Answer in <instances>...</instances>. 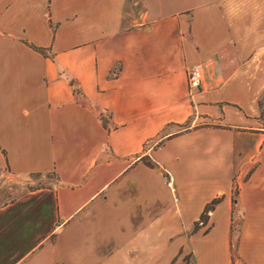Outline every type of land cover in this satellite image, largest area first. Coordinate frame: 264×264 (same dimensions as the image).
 <instances>
[{"label":"crops","instance_id":"obj_1","mask_svg":"<svg viewBox=\"0 0 264 264\" xmlns=\"http://www.w3.org/2000/svg\"><path fill=\"white\" fill-rule=\"evenodd\" d=\"M262 111L264 0H0V264H264Z\"/></svg>","mask_w":264,"mask_h":264},{"label":"rangeland","instance_id":"obj_2","mask_svg":"<svg viewBox=\"0 0 264 264\" xmlns=\"http://www.w3.org/2000/svg\"><path fill=\"white\" fill-rule=\"evenodd\" d=\"M187 125L182 126H175L169 130V132H175L182 130ZM3 179L0 181V203H5L19 194L23 193L24 191H27V189H34L41 185H50L52 181H54V177L50 175H28L24 176L18 180H9L5 183L2 182ZM189 255H185L184 259L187 261L183 264H188L190 262ZM174 264H181L180 260H175Z\"/></svg>","mask_w":264,"mask_h":264},{"label":"built area","instance_id":"obj_3","mask_svg":"<svg viewBox=\"0 0 264 264\" xmlns=\"http://www.w3.org/2000/svg\"><path fill=\"white\" fill-rule=\"evenodd\" d=\"M202 85V72L200 65H194L187 71V95L189 97L200 89ZM168 185H171V178H168Z\"/></svg>","mask_w":264,"mask_h":264},{"label":"trees","instance_id":"obj_4","mask_svg":"<svg viewBox=\"0 0 264 264\" xmlns=\"http://www.w3.org/2000/svg\"><path fill=\"white\" fill-rule=\"evenodd\" d=\"M117 71H118V67H116V68L114 69V71L112 72V74H116ZM262 115H264V112H263V111H262ZM101 119H102V121L104 122V119H103L102 116H101ZM147 164H148V165H152L151 162H148ZM33 175H38V176H41V175H50V176L56 178V175H55V173H53V172H49V173H46V174L36 173V174H33ZM47 186H48V185H41V186H38V187H36V188H39V187H47ZM216 202H217V199H214L213 201H211L210 203H208V204L205 206L204 214H202L200 220L195 224V227L198 226V223H199V222H201V223L204 222V220L206 219V216H207V212L212 208V206H213Z\"/></svg>","mask_w":264,"mask_h":264}]
</instances>
